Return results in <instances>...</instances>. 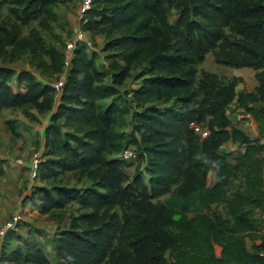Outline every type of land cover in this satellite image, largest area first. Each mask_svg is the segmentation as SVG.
Returning a JSON list of instances; mask_svg holds the SVG:
<instances>
[{
	"label": "trees",
	"instance_id": "obj_1",
	"mask_svg": "<svg viewBox=\"0 0 264 264\" xmlns=\"http://www.w3.org/2000/svg\"><path fill=\"white\" fill-rule=\"evenodd\" d=\"M53 1L31 0L28 8L48 12ZM177 4L181 6L180 18L171 25L164 18L165 9ZM83 17L84 22L79 24L92 35L125 33L112 41L126 45L120 48L126 62L140 59L145 47L151 49L148 76L130 90L136 103L166 102L175 96L194 103L195 63L206 51L217 48L219 63L256 70L258 91L264 93V0H91V8ZM226 26L241 37L228 51L221 49ZM182 29L187 32L185 39ZM151 40L155 42L154 49ZM86 48V41L75 43L67 59L68 76L54 99L46 86H37L31 77L27 80L36 108L48 111L53 107L43 129L42 152L38 154L39 159L46 158L39 162L37 170L56 175L58 171L104 169L95 188L87 187L76 194L81 204L94 207L112 201L115 192L111 187L119 188L124 176L120 172L122 162L105 157L122 144L119 139L115 142V134L108 127L118 109L96 105L95 100L109 97L111 91L95 84V76L100 73ZM200 52L203 54L198 56ZM111 68L116 84L129 76L126 66L112 64ZM213 77L205 73L201 81L205 100L198 110L209 118L208 135L201 142L191 143L186 138V134L191 135L188 123L193 115H199L186 106H148L137 115L146 129L141 142L150 157L148 185L137 175L135 181L143 199L125 214L123 237L110 250L105 264H264V234L256 237L259 243L253 244L254 252L246 243L255 229L252 209H264L263 170L259 158H255L264 150V142L252 140L229 116L231 103L236 99L239 106H246L249 95L237 94L234 82L216 86ZM40 97L42 101H38ZM228 141L243 146L236 165L222 154ZM208 161L217 164L215 181L209 187L205 183ZM113 172L116 185L109 178ZM237 173L244 178V190L229 194L227 187ZM162 195L167 196L164 202L150 201ZM222 204L229 218L216 209ZM248 205L249 210H243ZM108 231L104 224L93 230L92 236L75 235V243L85 247L80 249L81 255L96 260L107 248ZM2 247L0 264L5 260L9 264H46L42 251L34 245L27 252L16 250L8 257L1 256Z\"/></svg>",
	"mask_w": 264,
	"mask_h": 264
},
{
	"label": "rangeland",
	"instance_id": "obj_2",
	"mask_svg": "<svg viewBox=\"0 0 264 264\" xmlns=\"http://www.w3.org/2000/svg\"><path fill=\"white\" fill-rule=\"evenodd\" d=\"M84 3L85 0H54L49 5V11L45 12L37 8L29 9L31 0H0V246L4 249L1 256H11L16 250L27 252L34 245L42 251L46 264H105L110 250L123 237L125 214L143 199L142 190L135 181L137 175L148 185L150 157L141 142L146 129L137 120V115L148 106L160 109L168 106L183 109L186 106L189 111L199 113L198 116L193 115V120L188 123L191 135L186 134V138L191 143L201 142L208 135L209 123L207 114L198 110L205 100L201 84L205 73L214 76L216 86L234 82L237 94L245 92L249 95L246 106H239L236 99L231 103L230 112L235 115L229 113V116L235 118V123L244 125L242 130L252 140L260 144L264 142V93L258 91L257 71L219 63L216 56L219 48L204 54L200 52L198 56L203 54L202 60L195 63L194 103H185L178 96L166 102L136 103L131 99L130 90L137 88L148 76L146 67L151 49L145 47L140 59L126 62L120 49L126 45L112 41L123 36L124 32L107 36L92 35L82 30L79 23L84 22L83 15L89 10H83ZM180 12V5L168 6L164 18L175 25ZM192 19L200 20L197 17ZM79 32L86 39V51L94 57L100 73L95 76V84L106 86L111 91L109 97L95 100V103L101 108L111 106L118 109L108 127L109 132L115 134V142L119 139L122 143L117 151L105 154V157L122 162L120 172L124 178L119 181V188L111 187L115 194L110 203H98L94 207L81 204L76 200V194L87 187L95 188L104 169L99 171L98 167H90L75 172L58 171L56 175L53 172L42 173L40 169L37 170V177L32 175L35 159L41 161L46 158L39 159L38 154L42 152L43 129L50 120L53 107L48 111L36 108L30 99L28 91L31 83L27 78L31 77L37 86H46L54 99L58 90L53 85L68 76L70 64L67 59L72 55ZM182 32L185 39L187 32L183 29ZM223 32L225 38L221 49L233 50L234 41L241 37L231 27H224ZM151 41L154 49L155 42ZM126 43L130 45L131 42ZM112 64L128 68L129 76L122 84L114 83ZM125 150L132 151L133 157L129 160L122 157ZM222 151L226 160L236 165L243 146L228 141ZM255 158H259L264 178V150ZM208 163L205 183L209 187L215 181L214 168L217 164L214 161ZM109 178L114 185L117 184L116 173H110ZM243 182L242 174L237 173L227 187L228 193L232 194L237 189L243 191ZM166 198L162 195L150 201L164 202ZM249 207L243 210H249ZM216 209L229 218L223 204ZM251 217L255 229L247 236L246 243L248 249L254 252L253 244L259 243L256 237L264 234V209H252ZM104 224L109 229L107 248L100 252L96 260H88L81 255L80 249L85 247L77 245L74 236H92L93 230ZM216 252L219 254V247H216ZM2 264L9 263L5 260Z\"/></svg>",
	"mask_w": 264,
	"mask_h": 264
},
{
	"label": "built area",
	"instance_id": "obj_3",
	"mask_svg": "<svg viewBox=\"0 0 264 264\" xmlns=\"http://www.w3.org/2000/svg\"><path fill=\"white\" fill-rule=\"evenodd\" d=\"M91 8V0H85V3H84V8L83 10H86V9H89L90 10ZM88 11V10H87ZM77 37H79V39H77V41H86V39L84 38V36L82 35L81 36V33L79 32ZM87 42V41H86ZM53 87L58 90V92H61L62 89H63V81H59V82H56ZM247 117H250L249 114L246 115ZM123 158L125 159H130L131 157H133V154H132V151L130 150H125L123 155H122ZM39 160L38 159H35V162H34V166H33V169H32V175L34 177L37 176V166L39 164Z\"/></svg>",
	"mask_w": 264,
	"mask_h": 264
},
{
	"label": "crops",
	"instance_id": "obj_4",
	"mask_svg": "<svg viewBox=\"0 0 264 264\" xmlns=\"http://www.w3.org/2000/svg\"><path fill=\"white\" fill-rule=\"evenodd\" d=\"M253 71H256V70H253ZM230 109H232V105H231ZM238 110H239V109H237V111H238ZM234 112H236V111H234ZM231 114L235 115V113H233V112H231ZM230 118H231L232 121L234 122L235 118L232 117V116H230ZM234 124L236 125V127H237L238 129H241V130H242V128L244 127V125H242V124H238V123H234ZM242 131H243V130H242Z\"/></svg>",
	"mask_w": 264,
	"mask_h": 264
}]
</instances>
